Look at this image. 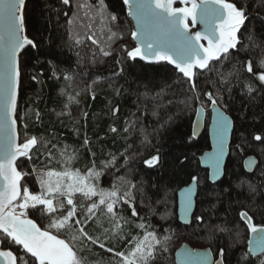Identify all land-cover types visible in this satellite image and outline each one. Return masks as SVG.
I'll return each instance as SVG.
<instances>
[{"label": "trees", "instance_id": "1", "mask_svg": "<svg viewBox=\"0 0 264 264\" xmlns=\"http://www.w3.org/2000/svg\"><path fill=\"white\" fill-rule=\"evenodd\" d=\"M234 2L247 9L248 19L241 29L244 47L232 50L230 58L216 63L215 68L226 74L235 66L239 75L230 77L227 84L220 82L216 71L200 70L195 78V91L207 110V126L211 103L204 93L215 95L217 90L223 97L219 103L225 106L235 124L225 177L213 184L209 171L200 163L201 154L211 147L209 132L206 130L200 138L193 134V122L201 101L192 102L188 79L171 63L146 62L127 56L134 44L123 0H104L107 9L117 16L118 30L122 33L107 57H102L99 45L87 39L86 29L79 22L68 24L76 10V0L67 6L62 0H28L27 29L35 46L27 48L20 60L17 118L21 141L26 123L28 136L42 138L45 143L38 151L34 149L30 153L31 161L24 157L18 161L19 170L28 173L33 167L63 170L65 164L60 152L67 147V154L75 155L70 164L76 170L83 173L93 162L102 170L96 181L99 188L111 189L115 183L123 192L128 190L127 181L136 184L133 194L138 215L133 217L129 207L123 208L122 214L129 222L122 225V239H104L101 233L109 223L103 215L99 224L93 217L85 226L86 232L100 236V242L113 248L110 253L106 247L100 248L99 243L88 244L91 251L85 250L81 255L86 256L90 264L97 259L100 264H115L114 253L127 252L129 242L142 237L145 230L155 231L158 237H171L168 251L159 254L155 264H177L175 253L184 243L194 248H210L216 259L222 258L223 264H261L264 261V253L249 255L251 230L238 215L240 211H248L254 224L264 225V85L243 66V62L252 60L255 72L262 58L264 0ZM91 3L96 4L97 0ZM84 23H87L86 18ZM93 29L96 38L101 39L95 25ZM76 32L84 37L80 44L73 39ZM249 34L253 36L252 41L247 39ZM248 81L255 84L251 94L245 88ZM117 107L119 111L113 115L112 109ZM113 127L116 132L111 131ZM125 128L128 131H124ZM145 135L147 142H143ZM256 135L262 140H255ZM49 151L51 156H47ZM250 154L259 160L252 172L244 165L245 157ZM154 155L159 157L157 162L152 166L144 163ZM114 157V164L105 167ZM20 161H23L22 167ZM193 177L199 182L197 208L192 224L184 225L178 218L177 192ZM22 184L33 193L40 191L35 175H26ZM249 184L255 187L254 192L249 190ZM93 199L98 200V197ZM56 203L54 200V205ZM103 211L101 206L98 214ZM77 215L83 219L79 208ZM28 216L42 228L48 222L38 218L39 213L34 210L29 211ZM200 216L204 221L196 220ZM141 223L145 224V229L138 227ZM216 226L231 231H214ZM60 237L66 239L67 234L60 233ZM3 246L17 253L15 246L7 242Z\"/></svg>", "mask_w": 264, "mask_h": 264}, {"label": "snow or ice", "instance_id": "2", "mask_svg": "<svg viewBox=\"0 0 264 264\" xmlns=\"http://www.w3.org/2000/svg\"><path fill=\"white\" fill-rule=\"evenodd\" d=\"M123 2L129 5L128 14L135 19L136 30L131 35L139 42V46L128 51L127 56L133 59L141 57L144 60L167 61L175 65L191 85L193 103L201 101L195 91V78L200 70L216 71L223 84H227L230 77L239 75L235 66L226 74L215 68L216 63L230 58L232 50H238V46L244 47L241 39L244 33L241 29L248 19L247 9L238 7L234 0H179L184 4L179 8L173 6L178 0ZM25 3L26 0H0V246L7 242L15 246L18 253L10 249L0 250V264H90L88 258L81 255L85 250L91 251L87 245L99 243V247L104 249L105 244L100 242V236L94 237L86 232L85 226L93 217H96L95 223H100L96 214L103 206L101 215L107 217L109 227L104 228L101 235L104 239H122V225L129 222L122 214L123 208L129 207L133 217L138 215L133 194L136 184L127 181L128 190L123 192L115 183L111 189L99 188L96 181L102 175V170H98L93 162L92 167L86 168L83 173L79 169L73 171L70 162L75 155L67 154V147L60 152L65 164L62 171L35 167L31 173L19 170V158L24 157L31 161L30 153L34 149L38 151L39 146L45 143L42 138L28 136L26 123L23 125L25 131L21 142V133L17 126L21 86L20 56L22 50L27 51L26 46H35L34 41L26 34ZM71 3L72 0H62L65 6ZM75 7L76 10L72 12L68 24L76 25L79 22L86 29L87 39L92 40L94 45H99L102 57L110 56L112 44L122 35L118 30L117 16L107 9L104 0H97L96 4H92L91 0H76ZM197 23L203 26V31L192 32L190 24L195 26ZM94 25L101 39L96 38ZM114 28L117 30H113ZM73 39L75 43L80 44L84 37L76 32ZM247 39L252 41V34H249ZM201 41H206V45ZM261 51L262 58L258 61L257 71H253L252 60L243 62V66L264 85V49ZM245 88L247 93L251 94L255 91V84L248 81ZM228 91L231 92V89ZM204 95L212 104L214 113L216 148L212 160L213 166L218 169L230 119L225 106L219 103L223 99L219 90L215 95L212 92H205ZM203 110L201 101L197 115L202 114ZM118 111V107L112 109L113 115ZM36 117L39 119V113H36ZM111 131L116 132L117 129L113 127ZM124 131H128V128ZM254 139L261 141L262 137L256 135ZM147 141L145 135L143 142ZM51 155L49 151L47 156ZM158 159L159 157L154 155L144 163L152 166ZM114 162L115 157L104 166H111ZM20 165L22 167L23 161H20ZM26 175L36 176L39 192L33 193L21 183ZM117 179L124 180L123 177ZM192 179L196 181L197 177ZM249 190L254 192L255 187L249 184ZM77 193L80 194L78 197ZM94 197H98V200H94ZM54 200L57 202L55 205ZM182 207L186 214L193 207L191 188L186 191ZM78 208L83 219L77 215ZM31 210L39 213L38 218L48 221L45 227L42 228L35 219L29 218L28 212ZM238 215L242 221L247 222L246 227L256 234L253 240L248 241L250 246L255 245L254 248L250 247L249 255L264 253V225L258 227L254 224L248 211H240ZM196 220L202 222L204 217H196ZM138 227L145 229V224L141 223ZM214 231L230 232L231 229L216 226ZM60 233L67 234V238H61ZM170 239L168 235L158 237L155 231L145 230L142 237L129 242L127 252L114 253L113 260L115 264H155L159 254L168 251ZM106 250L113 252V248ZM192 255L187 253L180 264H193ZM220 255L223 257L222 249ZM117 257L118 261L115 259ZM210 264H222V260L211 261ZM261 264H264V261Z\"/></svg>", "mask_w": 264, "mask_h": 264}, {"label": "water", "instance_id": "3", "mask_svg": "<svg viewBox=\"0 0 264 264\" xmlns=\"http://www.w3.org/2000/svg\"><path fill=\"white\" fill-rule=\"evenodd\" d=\"M197 2H199V0H197ZM177 3H179V0H178V2L174 3L173 6L177 7V8L184 6V4L182 6H178ZM27 4H28V0H26L25 9H24V11H25V29H26V34L28 35L29 39H32L31 36L28 34V29H27V19H26ZM125 5H126V10H127V15L129 17L131 25H132V32H133L136 30L135 19H134V17H132L128 14L129 5H127V4H125ZM188 6H190V4ZM190 28H191L192 32L203 31V26L199 23H197L195 26H192L190 24ZM132 42L134 44V47L139 46V42L137 40H135L133 37H132ZM34 43H35V41H34ZM201 43L206 45L207 42L201 41ZM29 47H31V46H26V48H29ZM24 52L25 51L22 50L20 60H21V57H22ZM136 59H140V60H143L146 62H157L155 60H144L141 57H136ZM19 96H20V90H19ZM18 100H19V97H18ZM200 108H201V105L198 107L195 118H194L193 134H194L195 138H200L203 135V133H205L206 130H208V132H209L211 147H210V149L206 150L205 152H203L201 154L200 163L204 169H207L209 171L210 182L213 184H216V183L222 181L223 178L225 177L227 163H228L229 157L231 155V143H232V139H233V133L235 130L234 119L231 116V114H229L226 111V114L229 116V119H230V126L228 129L227 138L225 139V142H224V152H223V155L221 156L220 161H219V168L217 169V167L213 166V160H212V154L216 148V133H215V125L213 122L214 113L212 112V104H211V108H210L211 109V118H210V122H209L208 126H207V110L204 107L203 113L200 115H197V113L200 111ZM17 126H18V130H19L18 118H17ZM21 158H19V160ZM258 163H259V160H258V157L256 155L250 154V155L245 157L244 165H245L246 170L249 172H252L253 170H255ZM17 166H18V162H17ZM189 188H191V191H192L193 207L190 210V212L186 214L185 211L183 210L182 203H183V200L185 198L186 191ZM177 194H178V218H179V221L184 225H191L192 221H193V216L195 215L196 208H197V197L199 194V182H198V180H196V181L192 180L189 184L182 186L178 190ZM29 218H31V217H29ZM31 219H33V218H31ZM255 235H256L255 233L251 232L249 240H253ZM248 246H249V251H250V247H252V248L255 247L254 244L251 246L248 244ZM0 250H9V248H5L2 245V246H0ZM187 253L193 254L191 257L193 264H210L211 261H216L210 248H194L192 245H190L188 243H184L176 250L175 256H176L177 264H180V262L184 259L185 255ZM195 253H200L201 255L197 256V255H195ZM205 253L207 255H204ZM261 254H263V253L257 252L254 254V256L261 255Z\"/></svg>", "mask_w": 264, "mask_h": 264}, {"label": "rangeland", "instance_id": "4", "mask_svg": "<svg viewBox=\"0 0 264 264\" xmlns=\"http://www.w3.org/2000/svg\"><path fill=\"white\" fill-rule=\"evenodd\" d=\"M70 167H71V169H72L73 171L76 170V168H74V166L71 165V164H70ZM55 171H56V170H55ZM59 171H62V170H58L57 172H59ZM53 179L55 180L56 177H53ZM101 213H102V212H100V213L98 214V212H97V214H96L97 217H99V220H100V215H101ZM105 247H106V246H105ZM107 248H108V247H106L105 249H107ZM93 264H100V263H99V261H98V259H97L96 261L93 262Z\"/></svg>", "mask_w": 264, "mask_h": 264}, {"label": "flooded vegetation", "instance_id": "5", "mask_svg": "<svg viewBox=\"0 0 264 264\" xmlns=\"http://www.w3.org/2000/svg\"><path fill=\"white\" fill-rule=\"evenodd\" d=\"M218 259H219V260H218ZM218 259L215 258L216 261H221V260H222V258H218ZM222 262H223V260H222ZM176 263H177V262H176ZM222 264H223V263H222Z\"/></svg>", "mask_w": 264, "mask_h": 264}]
</instances>
